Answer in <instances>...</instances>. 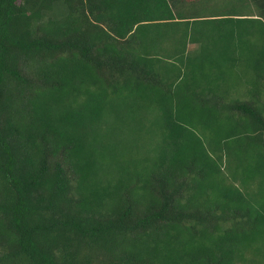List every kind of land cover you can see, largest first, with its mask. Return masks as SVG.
Instances as JSON below:
<instances>
[{
    "label": "trees",
    "instance_id": "1",
    "mask_svg": "<svg viewBox=\"0 0 264 264\" xmlns=\"http://www.w3.org/2000/svg\"><path fill=\"white\" fill-rule=\"evenodd\" d=\"M0 264H264V0H0Z\"/></svg>",
    "mask_w": 264,
    "mask_h": 264
}]
</instances>
